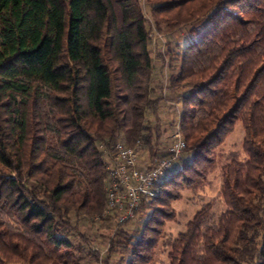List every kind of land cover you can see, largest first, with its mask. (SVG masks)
I'll return each mask as SVG.
<instances>
[{
  "label": "trees",
  "instance_id": "obj_1",
  "mask_svg": "<svg viewBox=\"0 0 264 264\" xmlns=\"http://www.w3.org/2000/svg\"><path fill=\"white\" fill-rule=\"evenodd\" d=\"M146 2L157 32L208 23L166 53L186 146L155 195L116 222L105 256L87 254L149 264L171 216L163 207L204 187L240 121L244 157L229 153L221 167L225 209L203 204L165 245L170 264H264V0ZM146 22L139 0H0V264H82L71 219L107 209L114 144L141 141L148 160L166 155Z\"/></svg>",
  "mask_w": 264,
  "mask_h": 264
},
{
  "label": "rangeland",
  "instance_id": "obj_2",
  "mask_svg": "<svg viewBox=\"0 0 264 264\" xmlns=\"http://www.w3.org/2000/svg\"><path fill=\"white\" fill-rule=\"evenodd\" d=\"M142 12L146 19L147 27L149 28L150 36V51H152L154 62V76H155V93L160 95L161 103L158 107V114L160 115V134L159 144L160 148H167L171 141V136L174 133L177 126V118L180 111V104L176 100L172 91L167 88L169 65L172 64V57L167 56L169 51L171 54L175 51H179L185 47V45L193 40L199 33L208 27V23L205 18H201L188 25H183L174 29L168 33L157 32L150 17L149 6L146 0H139ZM191 28L195 29L196 33H191ZM161 53L166 55L162 74L158 71L160 59L158 55ZM173 56V55H172ZM174 57V56H173ZM148 114V113H147ZM149 117V115H148ZM153 127L155 121H150ZM156 126V125H155ZM244 138V130L240 121H238L233 131L224 139V142L217 146L215 154L217 157L216 168L207 176V183L202 189L190 190L183 189L180 192V198L172 201L169 206L163 207L165 212H170L171 216L160 220L163 222L161 226V233L158 242L154 248V256L149 264H170L168 256L169 247L165 245V242L169 238H176L179 232L185 231L187 222L192 218L194 213L201 208L203 204L210 203L211 211L218 215L225 209V204L221 197L222 187V175L221 167L228 161V154L232 152H239V159H243L244 153L242 151V143ZM114 153L111 156H106L110 161L108 163V169L111 167ZM142 162L146 163L148 153L143 149L141 153ZM108 184V183H107ZM107 186V185H106ZM150 214V211L140 213L131 225L125 226L129 230L138 228V221L146 219ZM72 226L75 230L69 232L73 243L77 249L76 254L82 256V264H100L97 263L89 254V249L93 251H99L100 256H105L109 247V238L114 234L116 222V214L111 212H103L101 217H86L81 216L79 218L72 217ZM81 235L88 236L89 239L84 241ZM92 253V252H90ZM99 261V260H98ZM113 262L118 261V256H113Z\"/></svg>",
  "mask_w": 264,
  "mask_h": 264
},
{
  "label": "built area",
  "instance_id": "obj_3",
  "mask_svg": "<svg viewBox=\"0 0 264 264\" xmlns=\"http://www.w3.org/2000/svg\"><path fill=\"white\" fill-rule=\"evenodd\" d=\"M185 146V140L179 130H176L166 148V155L154 157L144 163L141 160V141L129 146L117 141L105 188L106 211L115 212L118 222L132 218L142 199H150L155 195L157 183L184 151Z\"/></svg>",
  "mask_w": 264,
  "mask_h": 264
}]
</instances>
